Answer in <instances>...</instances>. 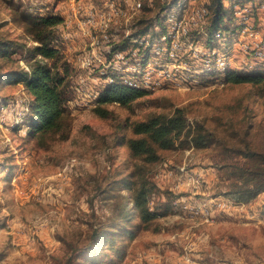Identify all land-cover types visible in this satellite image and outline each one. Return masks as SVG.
Returning <instances> with one entry per match:
<instances>
[{"label": "rangeland", "instance_id": "rangeland-1", "mask_svg": "<svg viewBox=\"0 0 264 264\" xmlns=\"http://www.w3.org/2000/svg\"><path fill=\"white\" fill-rule=\"evenodd\" d=\"M172 1L0 0V45L13 42L0 55V264H264V192L252 196L255 185L246 184L240 169L259 163L238 154L264 157V80L234 84L224 75L257 72L264 79L248 55L253 46H246L247 57L235 56L244 55L237 32L250 16L233 12L259 10L264 0H223L226 15L212 33V0ZM111 2L119 5L116 13L101 20ZM163 4L170 7L161 13ZM90 7L88 36L82 31ZM67 12L54 28L61 58L33 53L34 18ZM69 24L81 30L66 32ZM200 47L202 57L193 52ZM102 57L112 63L95 65ZM38 61L57 65L66 78L59 88L66 131L43 137L32 125L33 96L23 82L5 81ZM113 83L147 94L128 106L100 104ZM100 106L106 117L96 112ZM176 108L214 137L203 148L180 139L146 166L157 188L149 201L157 217L147 228L132 202L139 161L127 144L131 125ZM125 200L128 220L119 218ZM101 224L115 227L87 251Z\"/></svg>", "mask_w": 264, "mask_h": 264}, {"label": "trees", "instance_id": "trees-1", "mask_svg": "<svg viewBox=\"0 0 264 264\" xmlns=\"http://www.w3.org/2000/svg\"><path fill=\"white\" fill-rule=\"evenodd\" d=\"M178 1L173 0L171 4ZM169 4H163L161 13L170 7ZM208 7L211 11L209 32L212 33L220 29L226 10L223 7V0H212V4ZM157 20H159V17L153 18L150 26ZM63 21L64 18L58 16V14L34 18L36 30L33 31L38 45L33 48V53L48 60L61 58L60 52L53 46V42L55 38L54 28L62 24ZM150 26L148 25L139 33H145ZM12 44L13 42L0 45V55H7V47ZM56 67L57 65L51 67L48 63L38 61L29 70L12 71L5 76V81L23 82L26 90L33 96L34 121L32 125L35 131L42 133V137L50 133L57 134L63 129L66 131V128H64L66 112L59 92V88L62 85L64 86L66 78L55 69ZM224 75L226 81L234 84L252 83L257 85L264 80L263 76L257 72L242 74L238 71H229ZM146 94L147 92L142 88L113 83L104 88L100 104L113 102L128 106ZM96 112L102 117H106L108 113L101 106L96 109ZM131 127L134 137L130 138L127 144L132 157L139 161L133 172L134 196L132 202L138 211L142 224L148 228V225L157 217L156 213L151 210L149 203L153 190L157 188L148 174L145 173L146 166L158 162L160 160L159 151L173 149L180 139L189 142V146L203 148L212 143L214 135L203 123L198 121L192 123L184 108H176L171 115H154L145 121L133 123ZM62 137L66 136L63 135ZM238 151V154L243 156L244 159L259 163V166L254 164L253 168L251 166H247L245 170L242 167L240 168L241 176L247 178L248 182L246 184L255 185L252 196L264 192V157L256 152ZM249 189L247 191L250 192ZM129 205L130 202L126 201L125 207L119 213L120 219L128 220L130 218ZM114 227V225L105 226L101 224L93 229L88 237L85 249L87 251L92 250L103 235Z\"/></svg>", "mask_w": 264, "mask_h": 264}, {"label": "built area", "instance_id": "built-area-1", "mask_svg": "<svg viewBox=\"0 0 264 264\" xmlns=\"http://www.w3.org/2000/svg\"><path fill=\"white\" fill-rule=\"evenodd\" d=\"M117 7H119V5L116 2H111V3H107V7L105 9V15L104 17H101V20H103L106 16V14H114L115 10L117 9ZM205 12V11H204ZM236 13V16H250V25L248 26V28H244L241 30V42L239 47H244V55H235L238 57V59H243L244 57H247L246 55V46H253L255 43H264V3H262V5H260L259 10H253V11H238L237 9H235L234 11ZM205 15H207V13L205 12ZM92 8H89V20H88V31H82V33L90 36V32L93 30H90V20H92ZM194 20V19H193ZM195 24L196 21L194 20ZM76 27L79 28V24H69L68 29L66 30V32L72 28V27ZM198 26V25H197ZM229 29V28H228ZM81 30V29H80ZM178 31V28H174V30L172 31L173 34H176V32ZM224 33H227V31H225ZM173 45H174V41H172V39H170V48L173 49ZM206 48L211 49V45H205ZM201 48L197 49V50H193V52L197 55H201ZM255 56H261V53H255ZM126 54H125V58H126ZM112 61L108 60V59H104L102 58H96L95 60V65L96 64H111ZM153 77V74L149 75L150 81ZM157 84V83H155Z\"/></svg>", "mask_w": 264, "mask_h": 264}, {"label": "bare ground", "instance_id": "bare-ground-1", "mask_svg": "<svg viewBox=\"0 0 264 264\" xmlns=\"http://www.w3.org/2000/svg\"><path fill=\"white\" fill-rule=\"evenodd\" d=\"M188 1V0H187ZM186 0H185V2H187ZM197 1V0H196ZM246 1H248V0H240V3H242L243 4V2H246ZM250 1V0H249ZM190 2V1H189ZM193 2V1H192ZM236 2V1H235ZM253 2V1H252ZM233 4V3H232ZM234 5V4H233ZM232 5V6H233ZM248 5V4H247ZM241 6V5H240ZM243 6V5H242ZM176 7H179V6H176ZM173 8H175V7H173ZM186 8V7H185ZM253 8H254V6H253ZM180 10V9H179ZM182 10H183V8H182ZM204 10V9H203ZM207 10V9H206ZM233 10V9H232ZM255 10V9H254ZM124 11V10H123ZM177 11V10H176ZM187 11V10H186ZM201 11V10H200ZM203 12V11H202ZM234 12V11H233ZM116 13V12H115ZM114 13V14H115ZM123 13V12H122ZM235 14V13H234ZM205 16V15H204ZM169 17V16H168ZM243 17V16H242ZM183 18V17H182ZM244 19H246V18H244ZM87 20V19H86ZM178 21V20H177ZM179 21H181V20H179ZM86 22V21H85ZM94 22V21H93ZM92 22V23H93ZM247 22V21H246ZM246 22H244V24L243 25H247V24H245ZM248 22H250V20L248 21ZM241 23V22H240ZM85 24H87V23H85ZM172 24V23H171ZM177 24V23H176ZM179 24V23H178ZM197 24H198V22H197ZM242 24V23H241ZM240 24V25H241ZM249 24V23H248ZM182 25V24H181ZM199 26V25H198ZM248 26L249 25H247V26H243L242 28H248ZM157 27V26H156ZM182 27V26H181ZM181 27H179V28H181ZM238 27V26H237ZM160 30V29H159ZM242 30V29H241ZM190 31V30H189ZM173 33V32H172ZM237 33H241V32H237ZM236 33V34H237ZM229 34V33H228ZM160 35H162L161 33H160ZM164 36H166V35H164ZM224 36H226V35H224ZM231 36H233V35H231ZM158 37V36H157ZM167 37V36H166ZM228 37V36H227ZM218 38V37H217ZM224 38V37H223ZM142 39H145V38H142ZM148 40V39H147ZM151 40V39H150ZM224 40V39H223ZM229 40V39H228ZM139 41V40H138ZM231 41V40H230ZM134 42H135V40H134ZM143 42V41H142ZM147 42V41H146ZM145 42V43H146ZM140 43V42H139ZM225 43L227 44V42L225 41ZM236 43V42H235ZM239 43H240V41H239ZM164 45H165V43H163ZM155 46V45H154ZM159 47V46H158ZM253 49H251L249 52H248V55L253 59V60H255V62L258 64V66H261L262 67V69H263V71H264V43H255L254 45H253ZM145 48V47H144ZM225 48V47H224ZM139 49V48H138ZM230 49V48H229ZM248 49V48H247ZM146 50V49H145ZM243 50V49H242ZM242 50H241V52H242ZM225 51V50H224ZM226 53V52H225ZM255 53H261V56H255ZM112 55V54H111ZM247 55V54H246ZM225 56V55H224ZM111 57V56H110ZM230 57V56H229ZM144 58V57H143ZM225 58V57H224ZM116 60V59H115ZM224 60V59H223ZM251 60V59H250ZM226 61V60H225ZM150 62V61H149ZM142 63H143V61H142ZM141 64V63H140ZM230 65V64H229ZM114 66V65H113ZM255 66V65H254ZM257 66V67H258ZM222 67H224V68H227L226 67V65H223ZM248 67V66H247ZM254 68H256V67H254ZM253 70V69H252ZM254 71V70H253ZM260 71H261V69H260ZM263 71H261V72H263ZM105 74V73H104Z\"/></svg>", "mask_w": 264, "mask_h": 264}, {"label": "crops", "instance_id": "crops-1", "mask_svg": "<svg viewBox=\"0 0 264 264\" xmlns=\"http://www.w3.org/2000/svg\"><path fill=\"white\" fill-rule=\"evenodd\" d=\"M67 16H69L68 12L65 13V14H61V17H63V18H66ZM73 35H75V34L73 33ZM75 36H76V35H75Z\"/></svg>", "mask_w": 264, "mask_h": 264}]
</instances>
